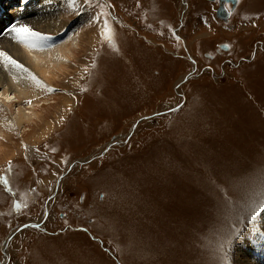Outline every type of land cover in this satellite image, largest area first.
<instances>
[{
	"label": "rangeland",
	"instance_id": "rangeland-1",
	"mask_svg": "<svg viewBox=\"0 0 264 264\" xmlns=\"http://www.w3.org/2000/svg\"><path fill=\"white\" fill-rule=\"evenodd\" d=\"M237 1L223 21L216 0H74L50 44L72 37V66L37 95L38 119L0 128V264L257 262L241 247L264 242V0ZM14 91L0 88V106ZM192 190L197 210L185 203Z\"/></svg>",
	"mask_w": 264,
	"mask_h": 264
},
{
	"label": "bare ground",
	"instance_id": "bare-ground-1",
	"mask_svg": "<svg viewBox=\"0 0 264 264\" xmlns=\"http://www.w3.org/2000/svg\"><path fill=\"white\" fill-rule=\"evenodd\" d=\"M2 1V0H0ZM85 1V0H83ZM218 1V0H216ZM78 2V1H75ZM74 0H8V2L6 3L5 0H3V2L0 4V9L3 10L2 13H0V16H2L1 14H5L3 15L4 20L8 19V22L6 24H3V18L1 19L2 21H0V28L2 27H7V25H9L11 22H13V20L15 18H20L17 23H15V25L20 26V25H27L29 28L32 29V31L35 32H39L42 36H47L49 37V39L47 40H36L35 38L29 37L27 40L21 41L17 38V34L14 32H10V31H6V33L2 36H0V52L6 54L7 56L11 57L13 60L16 61L17 65H20V67H17L16 65L10 64L7 61L4 60L3 56H0V88H2V93L1 94H5V92H10V91H14V95L13 96H6L3 99V106H0V128L1 130H3L2 128H4L3 126L6 127L7 124H12L13 126L17 127L18 129L21 128V125L24 122H32L34 119H38V113L35 110V106L38 104L36 100V97H38L37 95H41L39 94L42 93L43 89H46L45 84L49 83L50 81H52L54 79V77H58L59 74H67L66 72L68 71V69L66 68L65 65L68 64L69 61H71V57H76L75 53L76 48L78 47V43H76L75 46H70V40L71 38H67V39H63V43L61 46L57 47V49H67L64 51L63 54H65V56L67 57L66 59H62L61 56L57 53V49L53 47V45H50L53 42H56V37L60 36L64 30H66V26L68 25V20L72 17L70 16L69 12L73 10L74 8V4H75ZM238 2V1H237ZM236 2V4H237ZM15 5H12V4ZM187 3V2H186ZM185 3V4H186ZM71 4V6H69ZM80 4H83L80 3ZM229 6L231 5L230 3H228ZM78 5V4H77ZM76 5V6H77ZM226 5V4H225ZM81 7V6H79ZM76 7V10L79 8ZM84 7V6H83ZM187 7V6H186ZM16 8V10H15ZM75 9V8H74ZM80 9V8H79ZM86 9V8H85ZM229 10V7L227 8ZM75 11V10H74ZM230 11V10H229ZM7 12V14H6ZM84 12V11H83ZM10 13V14H9ZM74 14V12L72 13ZM84 15V13H82ZM85 16V15H84ZM82 16V17H84ZM231 17V12L228 18ZM227 18V20H228ZM83 21V18L81 19ZM80 21V23L82 22ZM87 23V22H82V24ZM84 26V25H83ZM81 25L78 27L79 33L84 32V29L82 32L81 31ZM181 27V26H180ZM74 28V26H73ZM80 28V29H79ZM9 29V28H8ZM77 29V27H75L72 30ZM181 32V31H180ZM78 34V32L76 33ZM68 36V35H67ZM95 36V35H93ZM88 39H91V37H89ZM94 38H92L91 40H93ZM183 40V38H182ZM35 43L36 46L32 47L31 44ZM91 44V43H88ZM94 44V43H93ZM218 44V43H217ZM227 45V43H226ZM28 46L30 47V49L32 48L33 50H37L40 48V51H43L44 54L40 53L39 57L40 60H36V59H32L31 57L28 56V54H26L24 52V48ZM91 47V46H90ZM99 47V45H98ZM93 48V47H92ZM91 48H89L90 50ZM69 50V51H68ZM46 51V52H45ZM189 51V49L187 50ZM192 51V50H191ZM70 52V53H67ZM90 51H88L89 53ZM83 53V51H82ZM79 55V54H78ZM81 55V54H80ZM85 55V54H83ZM88 55V54H87ZM178 55V54H177ZM90 56V55H88ZM38 57V56H36ZM87 57V56H86ZM183 57V56H182ZM77 58H79L77 56ZM90 58V57H89ZM179 58V57H178ZM83 59V58H82ZM86 59V58H85ZM89 60V59H88ZM196 60V59H195ZM74 61H79V60H75L73 59L72 62ZM87 61V60H85ZM57 62V63H56ZM81 62V61H80ZM84 62V61H83ZM197 63V62H196ZM72 64V63H71ZM69 66L70 63L68 64ZM68 67V66H67ZM100 68V67H99ZM195 69V68H194ZM94 71V70H93ZM101 71V69H100ZM70 72V71H69ZM74 72V71H73ZM77 73V72H76ZM84 73V72H82ZM87 73V72H86ZM85 73V74H86ZM70 74V73H69ZM81 74V72L79 73ZM78 75V74H77ZM94 75V74H93ZM73 76V75H71ZM81 76V75H80ZM84 76V74H83ZM65 77V76H64ZM86 78V77H85ZM58 79V78H57ZM61 79V78H60ZM66 79V78H65ZM55 80V79H54ZM53 80V82H54ZM80 80V79H79ZM83 80V79H81ZM69 81V80H68ZM98 81V80H97ZM71 83V82H70ZM104 83V81H103ZM100 84V83H99ZM64 85V84H63ZM80 85V84H79ZM98 86V85H97ZM49 87V86H48ZM51 87V86H50ZM80 87V86H79ZM82 87V86H81ZM80 87V88H81ZM104 87V86H102ZM66 88V86H65ZM71 89V88H70ZM83 89V88H82ZM50 90V89H49ZM44 91V90H43ZM85 91V90H84ZM66 92V91H65ZM71 92V91H70ZM76 92V91H74ZM89 92V91H88ZM253 92V91H252ZM254 93V92H253ZM43 94V93H42ZM264 94V91H263ZM262 94V95H263ZM68 95V93H67ZM255 95V94H254ZM43 96V95H42ZM82 96V95H81ZM253 96V95H252ZM3 97V96H2ZM45 97V96H44ZM43 97V98H44ZM71 97V96H70ZM66 96L65 98L63 97L61 101V104L58 105V108H55L56 111H59L60 115L63 114L66 109H68L73 103L70 100L71 98ZM40 98V99H43ZM76 98V97H75ZM81 98V97H79ZM26 99H29L30 101L27 102V104L24 103V101H26ZM49 99V98H47ZM96 99V98H95ZM45 100V98H44ZM37 101V102H36ZM59 101V102H60ZM47 101L45 102H40V107L41 104H46ZM54 102V101H53ZM75 102V101H74ZM17 105L16 107V112L15 115L12 116V113H14L13 109H15L13 106ZM23 105H28L27 107H23ZM48 105V104H47ZM77 105V104H76ZM13 108V109H12ZM25 108H29L30 110H26ZM54 109V110H55ZM78 109V108H77ZM46 111V110H45ZM47 112V111H46ZM57 113V112H55ZM70 115V114H69ZM68 115V116H69ZM49 116V115H48ZM52 116V115H51ZM50 117V116H49ZM57 117V116H56ZM54 118V117H53ZM52 118V119H53ZM51 119V120H52ZM56 119V118H55ZM68 119V118H67ZM40 120L41 116H40ZM50 120V119H49ZM59 120V119H58ZM64 120V119H63ZM38 121V120H37ZM54 121V120H53ZM57 121V119H56ZM51 122V121H48ZM35 123V122H34ZM45 123V121H44ZM57 122V126H58ZM40 124V123H39ZM47 124V123H45ZM51 124V123H50ZM27 126V124H25ZM10 126V125H9ZM23 126V125H22ZM23 126V127H26ZM32 126V125H31ZM38 126V125H37ZM41 126V125H40ZM45 126V125H44ZM49 126V123L47 125V127ZM53 126V125H51ZM30 127V126H28ZM43 128V127H42ZM70 128V127H69ZM72 128V127H71ZM70 128V129H71ZM26 129V128H25ZM23 129V130H25ZM31 129V128H30ZM53 129V128H52ZM29 130V129H28ZM27 130V131H28ZM68 130V129H67ZM4 131V130H3ZM14 131V130H13ZM38 132V130H37ZM46 132V131H45ZM34 133V132H33ZM32 133V134H33ZM36 133V132H35ZM40 133V132H39ZM43 131L41 132V136L43 135ZM11 134V133H10ZM6 135V134H5ZM30 135V134H29ZM36 135H39L36 133ZM38 136L37 138H40L41 136ZM18 136V135H17ZM22 136V134L20 135ZM32 137L34 135H31ZM31 136H29L30 138H32ZM6 137V136H4ZM36 137V136H35ZM46 137V136H45ZM9 138V137H8ZM19 138V136H18ZM21 138V137H20ZM26 138V137H25ZM5 139V138H4ZM3 139V140H4ZM10 139V138H9ZM2 140V141H3ZM22 140V138H21ZM26 139L22 140V145H23V154H24V158L25 160L29 161V143L28 141H25ZM29 140V138H28ZM40 140V139H39ZM33 142H36L35 138L34 140H32ZM29 140V142H32ZM32 142V143H33ZM31 143V144H32ZM30 144V145H31ZM20 145V146H22ZM32 146V145H31ZM36 180V179H35ZM197 182V181H196ZM56 184V183H55ZM37 185L39 187H41V182L39 180H37ZM166 185V184H165ZM169 186L166 185L165 188ZM13 187V186H12ZM158 188V187H157ZM156 188V189H157ZM167 190V189H166ZM173 190V189H170ZM158 191L159 188H158ZM157 191V192H158ZM169 191V190H168ZM168 191H166V194L168 193ZM177 191V190H176ZM175 192V191H174ZM3 193V192H2ZM170 193H172V191H170ZM176 193V192H175ZM159 194V193H157ZM161 194V193H160ZM178 194V193H177ZM4 197H6V195L3 193L2 194ZM170 195V194H168ZM173 197L174 195L171 194ZM181 195V194H180ZM159 196V195H157ZM155 197V196H154ZM169 197V196H166ZM179 197V196H178ZM185 197L187 199L186 200V204H188L189 207H191L192 210H197L199 203L202 204V199L200 201V199L197 197V192L192 190V191H188L185 194ZM158 198V197H157ZM177 199V198H174ZM172 199V200H174ZM179 199V198H178ZM177 199V200H178ZM182 199V198H181ZM184 199V198H183ZM157 200V201H156ZM159 201V199L154 200V203L152 204L153 206H159V205H154L155 203L158 204L157 202ZM161 201V199H160ZM168 200H165L166 204ZM21 202V200H20ZM161 203V202H160ZM169 205V204H168ZM151 206V208L153 207ZM161 207V206H160ZM158 208V207H157ZM169 208V207H168ZM174 207L172 206V209ZM183 208V207H181ZM167 209V208H166ZM139 210H141V208H139ZM146 210V208L141 211ZM158 210V209H157ZM47 212V210H44V212ZM137 211V209H136ZM147 211V210H146ZM155 212H153L154 215H150V211H147L148 213H145V221L144 223L148 222L146 220V218L149 217V215L151 216H158V214H156V210H153ZM161 211V210H160ZM172 212V211H171ZM183 212V211H182ZM152 213V212H151ZM164 213V210L163 212ZM170 213V212H169ZM179 213V212H178ZM143 214V213H142ZM141 214V215H142ZM146 214L148 215V217H146ZM156 214V215H155ZM165 214V213H164ZM167 214V213H166ZM172 215V214H171ZM44 216V215H42ZM164 216V215H162ZM175 216V215H174ZM181 216V215H179ZM140 217V215H139ZM153 217V219H149L152 220V224L153 221H156L158 224H162V222H158L161 220H157ZM165 217V216H164ZM49 218V217H48ZM143 218V215H142ZM141 218V221H142ZM143 218V219H144ZM167 218V216H166ZM172 218V217H171ZM196 219V215L195 214H191L187 220L185 221V223L187 224H193L194 221ZM47 220V219H46ZM45 221V220H44ZM142 221V222H143ZM164 221V220H163ZM180 221V220H179ZM144 223H142V225H145ZM151 222H148L147 225H149ZM165 224V222H163ZM32 224H36V222H32ZM177 224V222H176ZM145 225V226H147ZM151 225V224H150ZM149 225V226H150ZM180 225V224H179ZM42 226V225H41ZM155 226V225H154ZM161 227V226H160ZM162 227H165V225ZM171 228V226H168ZM175 228V227H174ZM181 228V227H180ZM166 229V228H164ZM179 229V228H177ZM171 230V229H170ZM49 231V230H48ZM46 230V232H48ZM61 231V230H60ZM177 234H179V232H177ZM172 235V234H171ZM175 235H173L174 237ZM244 239V238H243ZM248 240V239H247ZM8 241V240H7ZM6 244V243H5ZM264 244V242H261L260 240L256 239L253 241H249V242H245L243 243V246L241 247L242 249V257L245 256L247 251H252L251 255L256 257V263L253 264H264V246L262 245ZM191 245V244H190ZM239 251V250H238ZM240 252V251H239ZM236 255H238V253H236ZM263 255V258H262ZM253 259V258H252ZM241 260V259H240ZM240 262V261H239ZM243 264H252V262H249L248 259H242ZM241 264V263H240Z\"/></svg>",
	"mask_w": 264,
	"mask_h": 264
},
{
	"label": "snow or ice",
	"instance_id": "snow-or-ice-1",
	"mask_svg": "<svg viewBox=\"0 0 264 264\" xmlns=\"http://www.w3.org/2000/svg\"><path fill=\"white\" fill-rule=\"evenodd\" d=\"M85 2H87V0H85ZM69 6H71V4ZM105 27H107V21H105ZM9 31L16 33L17 38L21 41L27 40L29 37L35 38L36 40H40V41L49 39V37L42 36L39 32L32 31V29L29 28L27 25L17 26L15 24H13L11 26V28L9 29ZM102 35H103V33H102ZM31 46L35 47L36 44L33 42L31 44ZM0 56H3L4 60L7 61L8 63L16 65L17 67H20V65H17L15 60H13L11 57L7 56L6 54L0 52ZM4 182L7 183V181H4ZM260 207L264 208V203H261ZM252 215H255V211H253ZM240 234H241L240 230H237L234 235L239 236ZM228 242L231 243V241H228ZM225 259H226V257H225Z\"/></svg>",
	"mask_w": 264,
	"mask_h": 264
},
{
	"label": "water",
	"instance_id": "water-1",
	"mask_svg": "<svg viewBox=\"0 0 264 264\" xmlns=\"http://www.w3.org/2000/svg\"><path fill=\"white\" fill-rule=\"evenodd\" d=\"M213 1V0H211ZM218 5L215 9V16L223 21L227 20V18L230 15V11L233 9V7L236 5L237 0H218ZM225 3H231L230 11L226 8ZM187 77V76H186ZM186 78L183 77L180 82L184 81ZM179 82V83H180ZM28 225H33L32 223H26L25 225H22L18 227L15 231L27 227ZM35 225V224H34ZM15 231L10 232L8 239L15 233Z\"/></svg>",
	"mask_w": 264,
	"mask_h": 264
},
{
	"label": "trees",
	"instance_id": "trees-1",
	"mask_svg": "<svg viewBox=\"0 0 264 264\" xmlns=\"http://www.w3.org/2000/svg\"><path fill=\"white\" fill-rule=\"evenodd\" d=\"M7 180V183H4V185L2 186V187H6V188H8L9 187V184H8V178H6ZM5 190V189H4Z\"/></svg>",
	"mask_w": 264,
	"mask_h": 264
},
{
	"label": "flooded vegetation",
	"instance_id": "flooded-vegetation-1",
	"mask_svg": "<svg viewBox=\"0 0 264 264\" xmlns=\"http://www.w3.org/2000/svg\"><path fill=\"white\" fill-rule=\"evenodd\" d=\"M226 4V6H227V4L228 3H225ZM231 4V3H230ZM229 5V4H228ZM228 7V6H227ZM230 7H231V5H230ZM40 225V223H36L34 226H39Z\"/></svg>",
	"mask_w": 264,
	"mask_h": 264
},
{
	"label": "crops",
	"instance_id": "crops-1",
	"mask_svg": "<svg viewBox=\"0 0 264 264\" xmlns=\"http://www.w3.org/2000/svg\"><path fill=\"white\" fill-rule=\"evenodd\" d=\"M235 7V6H234ZM237 7V6H236ZM231 15H232V13H231ZM229 19V18H228Z\"/></svg>",
	"mask_w": 264,
	"mask_h": 264
}]
</instances>
